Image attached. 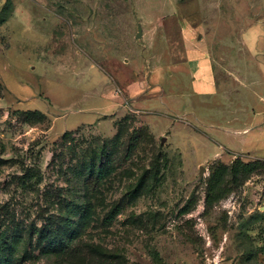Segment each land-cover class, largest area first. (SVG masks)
I'll list each match as a JSON object with an SVG mask.
<instances>
[{"label": "rangeland", "instance_id": "374dc122", "mask_svg": "<svg viewBox=\"0 0 264 264\" xmlns=\"http://www.w3.org/2000/svg\"><path fill=\"white\" fill-rule=\"evenodd\" d=\"M238 159L264 162V0H0L11 264H264V165L207 203ZM86 205L76 253L49 249Z\"/></svg>", "mask_w": 264, "mask_h": 264}, {"label": "trees", "instance_id": "16d2710c", "mask_svg": "<svg viewBox=\"0 0 264 264\" xmlns=\"http://www.w3.org/2000/svg\"><path fill=\"white\" fill-rule=\"evenodd\" d=\"M109 158V156H108ZM264 162L262 161H252V162H243L241 159H238L234 162V164L229 168L226 165L220 166L211 176L209 182H208V193H207V203L209 205L216 203L217 201H220L224 199L231 191V189L228 186V181L226 178L228 176H231L234 180L238 179L241 174H249L253 173L259 168L262 167ZM108 171V163L101 168L98 173L96 174V181H102L106 178ZM93 178L92 176L88 178L86 185H92ZM91 212L90 205H86L83 213L80 215L78 224L75 227H71L72 223H69L68 225L64 224L63 227L66 228L67 234L63 236V234H55V230L53 234V239L50 240L47 244V247L51 249L54 252H57L61 255L68 254L69 256H72L73 253H76L73 249V244L77 240L76 234H78L80 227L85 222L86 218L89 217ZM120 213V207H115L107 216H106V223H111L113 219ZM44 239V238H42ZM2 242H0V245H4ZM76 244V243H75ZM7 246H2L0 248V264H11L13 262V258L11 255V250L9 248H6ZM78 253V252H77ZM103 252L96 251L94 249H90L89 255L96 256L102 255ZM156 256L159 257V253L156 252ZM102 259V258H98ZM107 260H101L99 261V264H111L107 263Z\"/></svg>", "mask_w": 264, "mask_h": 264}, {"label": "crops", "instance_id": "0c3cea01", "mask_svg": "<svg viewBox=\"0 0 264 264\" xmlns=\"http://www.w3.org/2000/svg\"><path fill=\"white\" fill-rule=\"evenodd\" d=\"M193 69H194V73H197V77H198L194 81L195 92L204 93V91L208 92L210 90H213V85L209 81L208 77L205 76L204 78L200 79V72H201L200 69L198 68H193Z\"/></svg>", "mask_w": 264, "mask_h": 264}, {"label": "water", "instance_id": "95a60500", "mask_svg": "<svg viewBox=\"0 0 264 264\" xmlns=\"http://www.w3.org/2000/svg\"><path fill=\"white\" fill-rule=\"evenodd\" d=\"M138 29H139V31H138L136 37H137V38H141L142 35H143L142 26L140 25ZM162 141H163V142L166 141V138H162ZM204 170H205V168L202 167V168H201V171H200V175H201V176H203V172H204Z\"/></svg>", "mask_w": 264, "mask_h": 264}]
</instances>
